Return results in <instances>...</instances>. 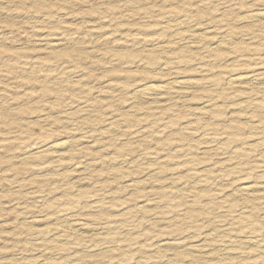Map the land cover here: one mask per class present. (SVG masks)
<instances>
[{"label":"rangeland","instance_id":"1","mask_svg":"<svg viewBox=\"0 0 264 264\" xmlns=\"http://www.w3.org/2000/svg\"><path fill=\"white\" fill-rule=\"evenodd\" d=\"M263 253L264 0H0V264Z\"/></svg>","mask_w":264,"mask_h":264},{"label":"bare ground","instance_id":"2","mask_svg":"<svg viewBox=\"0 0 264 264\" xmlns=\"http://www.w3.org/2000/svg\"><path fill=\"white\" fill-rule=\"evenodd\" d=\"M260 15V13H258V12H254V13H252L250 16H249V18L250 17H257V16H259ZM256 22V21H255ZM245 23V22H244ZM246 24V23H245ZM261 27V26H260ZM217 28V27H216ZM206 29V28H205ZM215 31V30H214ZM209 33V32H208ZM211 33V32H210ZM192 37V36H191ZM193 38V37H192ZM197 40V39H196ZM221 40V39H220ZM57 44V43H56ZM55 44H51V45H48V48H53V46H54ZM56 46V45H55ZM54 46V47H55ZM160 46V45H159ZM236 75V74H235ZM257 77H258V75H257ZM257 77L255 76V75H251V76H249V77H247V78H249L248 80H255V79H257ZM175 78V77H174ZM260 79V78H259ZM247 79H245L244 77L242 78V77H239V78H232V80H231V82L232 83H243L244 84V82L245 81H248ZM230 82V81H229ZM230 82V83H231ZM186 83H188L187 81H185V80H182V79H180V80H176V81H174V82H169V83H166V84H163V85H160V86H158L157 87V89L159 90V89H161V90H167V89H171V88H175V89H180V88H182ZM193 83V82H192ZM248 83V82H247ZM147 87V86H146ZM149 88V87H148ZM238 88V87H237ZM236 88V89H237ZM235 89V88H234ZM263 89V88H262ZM139 90V89H138ZM155 91V90H154ZM171 92V91H170ZM171 93H173V92H171ZM176 93V92H175ZM103 95V94H102ZM181 95V94H180ZM151 96V95H150ZM154 96V95H153ZM165 96V95H164ZM178 97V96H177ZM122 119V118H121ZM68 120V119H67ZM114 124V123H113ZM248 124V123H247ZM188 127V126H187ZM192 129V128H191ZM115 130V129H114ZM72 133V132H71ZM83 136H85V135H83ZM87 137V136H86ZM97 138H100V137H97ZM96 138V139H97ZM57 144V143H56ZM59 144V143H58ZM57 147H59V146H57ZM103 147V146H102ZM106 147H107V145H106ZM63 148V147H62ZM71 148V147H70ZM104 148V147H103ZM70 156V155H69ZM261 184V183H260ZM170 185V184H169ZM243 187V186H242ZM242 189H246V187H244V188H242ZM262 189V188H261ZM246 191V190H245ZM246 198V197H245ZM255 198V197H254ZM248 200H250V199H248ZM247 202V201H246ZM251 203V202H250ZM253 203H254V201H253ZM249 204V203H248ZM138 211V210H137ZM243 219V218H242ZM76 224V223H75ZM80 226V225H79ZM256 226V225H255ZM84 228V227H83ZM255 230V229H254ZM239 237V236H238ZM255 238V237H254ZM256 239V238H255ZM249 240V239H248ZM251 241H253V240H251ZM256 243V242H255ZM258 243V242H257ZM256 243V244H257ZM251 244V243H250ZM203 244H201V246H202ZM253 245V244H252ZM205 246V245H204ZM256 246V245H255ZM211 247V246H210ZM185 248V247H184ZM260 248V247H259ZM263 248V247H262ZM261 249V248H260ZM192 250V249H191ZM191 250H188V251H191ZM210 250V249H209ZM214 250V249H213ZM185 251V250H184ZM183 251V252H184ZM186 251H187V249H186ZM256 251V250H255ZM193 252H194V250H193ZM203 252V251H202ZM257 252H259L258 250H257ZM195 253H196V251H195ZM200 253V252H199ZM185 254V253H184ZM206 254V253H205ZM264 254V253H263ZM229 256V255H228ZM260 256V255H259ZM193 257V256H192ZM124 261V260H123ZM219 262H221V261H219ZM218 262V263H219ZM222 263V262H221Z\"/></svg>","mask_w":264,"mask_h":264}]
</instances>
